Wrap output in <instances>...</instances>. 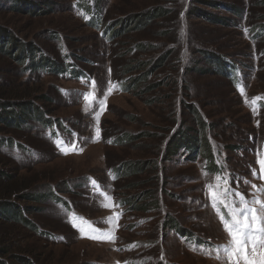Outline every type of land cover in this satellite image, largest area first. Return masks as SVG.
Returning <instances> with one entry per match:
<instances>
[{"label": "rangeland", "instance_id": "obj_1", "mask_svg": "<svg viewBox=\"0 0 264 264\" xmlns=\"http://www.w3.org/2000/svg\"><path fill=\"white\" fill-rule=\"evenodd\" d=\"M98 1L105 17L99 29L87 23L90 14L75 7V0H0L1 34L11 33L15 42L37 49L50 63L68 59L74 72L97 82L73 79L71 73L60 77L42 70L37 75L27 71L30 62L18 65L15 52L0 51V87L34 95L24 103L36 100L50 114L46 118L59 119L65 128L55 132L83 150L59 154L56 141L35 118L24 120L30 127L0 124V139L14 141L0 147V202L27 209L24 219L49 233L48 241L0 218V244L8 242L11 253L3 261L14 264L13 258L36 252L35 264H228L193 251L183 237L191 232L199 244L228 242L209 205V185L230 189L233 200L234 188L249 201L264 199V191L252 187H260L256 161L264 157V106L262 101L252 105L264 97V39L256 40L252 28L264 26V0ZM223 4L239 6L243 19ZM160 8L164 13L140 28L124 29L125 23L142 22ZM234 18L237 23L228 27L225 21ZM107 24L115 33L106 41L100 34ZM210 57L216 63L227 58L241 71L243 91L230 73H223L227 62L213 65ZM112 82L123 83V91H113ZM93 99L106 101V107L99 109ZM205 138L224 171L220 175L205 170V156L185 148ZM27 184H32L29 190L1 199L9 188ZM49 187L101 232L112 231L115 241L80 234L61 204L28 199ZM155 198L163 201L160 209ZM109 217L112 222L103 223ZM174 223L183 237L168 228Z\"/></svg>", "mask_w": 264, "mask_h": 264}, {"label": "trees", "instance_id": "obj_2", "mask_svg": "<svg viewBox=\"0 0 264 264\" xmlns=\"http://www.w3.org/2000/svg\"><path fill=\"white\" fill-rule=\"evenodd\" d=\"M76 1V0H75ZM79 2L81 1V3H83V7L84 9H86L87 11H92L85 3L84 0H78ZM222 6H224V10L229 12L230 14L235 15L234 17L238 18L240 21L243 19V15H242V11L239 9V6H231L229 4H223ZM100 2L98 0H95V6L93 8H96V10L98 11V13L101 15V18L103 17V11L100 8ZM164 9H158L157 13H149L147 14V16L145 18H143V21L140 22L139 18L138 22L136 19H132L131 22L129 23H125L126 25H122V24H118L119 28L120 27H124V29H127V32L133 28H131V25H136V29L140 28L142 26V24H146V22H148L150 19H153L155 16L157 15H162L164 13ZM229 19L225 22H227V26L228 27H234L233 24L237 23L238 20L236 19ZM97 22H99V20H97ZM241 24V23H240ZM92 25V24H91ZM94 26V24H93ZM96 27V26H95ZM135 27V26H134ZM109 28V25L107 24V26L105 27L106 32ZM263 31V33H261ZM115 33V31L113 30L111 33H109L110 37L111 35H113ZM125 33V32H124ZM252 34L257 35V38H255L256 40L260 41L259 38L262 37L264 39V26L258 25V26H253L252 28ZM16 40L14 38L11 37V33L10 34H1L0 33V51L3 53L6 52H15L16 54L13 56L14 58H17V63L19 65V63H23V65L27 64V61L30 62L28 63L30 65H27L29 68L27 71H35L37 72V75L39 74V71L44 70V73H46L47 75H56V74H60L64 71H70L69 70V66L65 65V64H60V65H56V63L54 62H49L46 61V57L40 53L37 54V49L35 50H29L27 48V46H23L21 43L19 42H15ZM251 41H255V40H251ZM249 41V42H251ZM9 46L7 47L6 45ZM5 47V48H4ZM211 62L213 65H215L216 60L217 59H213V57H210ZM214 61V62H213ZM225 62H227L225 64ZM223 63V65L225 64V66H227V68H225V72L223 71V69H221V72L223 71V73H228L230 71H233V69H235L236 67H234V65L231 63V61L228 62L227 58L225 61L223 62H217L216 65H219ZM222 65V64H221ZM226 75V74H225ZM224 75V76H225ZM227 76V75H226ZM34 95L29 94L28 96H25L24 94H21L20 92H16L12 89H7L4 87H0V124L7 126V127H12V128H18L20 123H24V120H27L26 117L30 118H35L36 121H38L37 123H39L42 127L47 128L50 127L52 125V123H59L60 120H52L50 118H46L45 116H50L49 113H47V111H42L40 109V107L37 106V104H35V102H37L36 100L31 101L27 104L24 103V100L29 97L32 98ZM35 104V105H34ZM16 108L20 109V110H16ZM18 111V112H17ZM28 122H25L24 125H28L30 127V124H27ZM203 124V123H202ZM206 124V123H205ZM203 124V125H205ZM206 126V125H205ZM5 141L14 142L13 140H9L6 139ZM3 139H0V147L1 145H4ZM185 148H187V150H189V152H193L196 155L199 156H205L206 157V167L205 170H207L208 173L212 174V175H216L218 173H220V169L216 163V157L214 155V151L213 148L208 140V138L204 139V142L202 143H198V141H195V144L190 145V146H185ZM189 148V149H188ZM176 151V150H175ZM133 170H129V171H134ZM136 171V170H135ZM236 177L237 176H234ZM239 177V176H238ZM7 181H9L8 183L12 184L13 183V179L10 176H7ZM7 183V184H8ZM39 180H35V184H38ZM28 185V184H27ZM23 186L20 185L18 186V188H14V189H8L7 192H4L3 195L1 196V199L3 200H8L11 199L12 197H15L16 195H19L22 191L24 190H29L30 187H32V184L28 185V186ZM28 199L33 200L35 202H44L45 200H47V202L52 201L53 203H66L65 201H63V199L59 198L58 196H56L53 192V189L49 187V189L47 191H43L37 194H32L27 196ZM154 204L159 206L158 208L160 209L162 202L161 199H157L155 198L153 200ZM19 206L16 203H12L9 201H3L0 202V218L5 221L6 223L8 222H16V223H21L23 225H25L30 231L34 232L35 235H37L38 237L44 238L46 240L49 241V239L47 238V234H49L48 232L42 231L41 228H39L38 225H33L30 221L24 219L23 217V213L22 212H26L27 209L23 208L20 209L18 208ZM173 229L176 233H178L179 235H181L183 237V231L181 230V228L176 224H169V227ZM52 235V234H51ZM53 237V236H52ZM185 237L188 238H192L194 241H201L200 238H198L196 235H193L190 233H187V235ZM208 239V238H207ZM52 242H55V240H50ZM8 243V242H7ZM7 243L4 244H0L1 246H5V248L1 249V253H0V264H7L9 263V260L3 261L5 256L11 254L10 253V246L6 245ZM8 250V251H7ZM20 253H23L22 251H20ZM26 254V255H25ZM24 256L25 257H21V256H17L16 258H13V262L14 264H35V256H36V252H29L26 253L24 252ZM34 256V257H32ZM31 257V259L29 258Z\"/></svg>", "mask_w": 264, "mask_h": 264}, {"label": "snow or ice", "instance_id": "obj_3", "mask_svg": "<svg viewBox=\"0 0 264 264\" xmlns=\"http://www.w3.org/2000/svg\"><path fill=\"white\" fill-rule=\"evenodd\" d=\"M93 84H95L94 81ZM88 99V94H85V100ZM92 103L96 104L99 109L106 107V101L103 100L93 99ZM98 132L99 130L97 129ZM71 148L73 151H83L78 149L74 143ZM65 154L68 153L65 152ZM257 155L260 156L259 153ZM256 163L260 165V178L264 179V157L258 158ZM252 174L256 175L257 173L254 170ZM217 181H220V177H217ZM90 183L94 187L97 186L96 182L91 179ZM208 187L212 207L216 210L223 228L229 236V240L226 244L221 245H212L210 241L200 245L190 244L192 250L203 252L206 255L214 254L216 259L224 258L228 261V264H264V199L256 197L249 201L242 193L236 192L234 195L237 200H232L231 203H228L224 197H230V189L217 191L220 188L219 183L215 188L212 185ZM252 187L257 192L264 191V188H259L256 185H252ZM221 205L224 206L227 216L221 211ZM79 219L84 220L83 217H79ZM112 220L113 218L109 217L103 223H111ZM84 222L90 230L87 238L108 242L115 241L116 237L112 231L100 232L99 235H95L92 233L99 230L92 228L91 223ZM73 226L77 227L75 222H73ZM78 230L81 233H85L84 227H79ZM60 239H63V237H60Z\"/></svg>", "mask_w": 264, "mask_h": 264}, {"label": "bare ground", "instance_id": "obj_4", "mask_svg": "<svg viewBox=\"0 0 264 264\" xmlns=\"http://www.w3.org/2000/svg\"><path fill=\"white\" fill-rule=\"evenodd\" d=\"M87 242V243H90L89 241H84V243Z\"/></svg>", "mask_w": 264, "mask_h": 264}]
</instances>
